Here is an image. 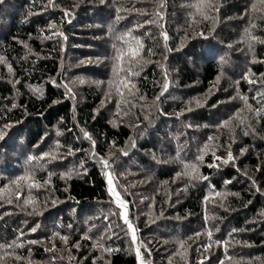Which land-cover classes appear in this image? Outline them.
<instances>
[{"label": "trees", "instance_id": "trees-1", "mask_svg": "<svg viewBox=\"0 0 264 264\" xmlns=\"http://www.w3.org/2000/svg\"><path fill=\"white\" fill-rule=\"evenodd\" d=\"M198 3L0 0V264H137L106 169L145 264H264V0Z\"/></svg>", "mask_w": 264, "mask_h": 264}, {"label": "snow or ice", "instance_id": "snow-or-ice-1", "mask_svg": "<svg viewBox=\"0 0 264 264\" xmlns=\"http://www.w3.org/2000/svg\"><path fill=\"white\" fill-rule=\"evenodd\" d=\"M49 3H52V0H49ZM213 7V0H199V3L196 5V12L197 14H199L200 16H202L204 19H209L210 17L207 15L205 9H212ZM253 10H259L257 9L256 5H253ZM65 15H69L68 12H65ZM157 15H159V13H157ZM52 27H55V25H52ZM252 27L254 28L255 25H252ZM165 43L167 42V33H161ZM54 35H62V33H54ZM246 35L248 37L249 40V47H252V42H260V43H264V40H260L259 37H256L252 34V32L250 30H246ZM143 49V45L140 43V41L138 40H134L132 43L129 44L128 47V51L124 52L123 49L120 50L119 54L116 57L117 60V64L114 66L113 71L115 76L117 77L116 82L113 84L110 82V87H114L116 90V93L118 95L121 96L122 100L124 97V92L121 90L123 89H127L129 94H134L133 89H135V85L131 83V80L128 79V77L134 76V75H138V72L136 71L137 67L141 65L142 61L141 59H138V57H140V52ZM125 57H130V59H128L126 61L127 63V68L122 67L121 64L122 62H125ZM3 60L0 59V63H2ZM9 71L11 72V66H9ZM125 72V78L124 79H120V72ZM244 79L248 80L249 83H255V81H253L252 79H249V76H245ZM169 88V82L167 79V74L165 73V78H164V82L162 84V88H161V92L160 95L156 97L157 100H159L160 96H163L164 93L168 90ZM34 91H39V89H36ZM143 97H141L142 99ZM240 99L245 101V105L248 108L249 111H252L251 107L247 105V98L246 97H240ZM127 103V101H124ZM197 104V106L201 105V102L199 100H197L195 102ZM119 107V105H118ZM189 111H191V108L188 109ZM260 110H257V114L259 113ZM233 119H236L239 121L240 124H243L244 118L241 117L239 114H237L236 117H234ZM230 121H225L221 127H229L230 126ZM7 127V126H5ZM247 134V133H245ZM5 133L3 131H0V139L4 138ZM84 137L86 139H91V137L89 136V134L87 132H84ZM210 140L213 138H209ZM93 146H94V142H93ZM205 151H207V146L205 148ZM125 155H127V153H124ZM213 156H215V153L213 152ZM53 159H55L56 157L53 155L52 156ZM200 159H203V156L200 157ZM216 159H221L219 157H216ZM233 160L232 154L231 152L228 153L227 158L222 160V163L227 164L229 161ZM101 164L107 168L110 167L109 164V160L107 158H102L101 159ZM217 165H209V167H215ZM189 167V171H187L185 174L191 176L193 179H204L207 180V177H200L199 176V172H198V167L193 164L188 166ZM106 176H108V184H109V193L110 195L114 196V203L117 205L118 208L120 209H124L123 211H120L118 213H112L113 215H119L120 217H122L123 219V224L126 226V232L125 234L127 235L128 233L131 234V240L133 242V244H136L137 241V229L134 227L133 223L131 222V220L128 217V213H127V205L126 202L121 198L120 194L118 192H116L115 187L113 185V180L114 177L109 174V173H105ZM62 178L63 175H62ZM70 178V177H69ZM20 181H26L29 182L28 183V187L29 188H33V187H40V183L38 181L36 182H30L32 181V177L31 176H22L19 177L17 181H14L15 184L19 185ZM49 181H45L44 183H48ZM35 203V201L32 200H25V204L27 203ZM34 231V229H33ZM212 233L208 232V236L209 238H211ZM62 240L65 241V243H67V237H61ZM103 239L104 237H101L99 241H97L96 246L101 248L104 251H112V249H108L104 247L103 244ZM31 243H35L34 241H32ZM22 246V245H21ZM142 242L141 244L137 245L135 248V252H136V256H137V260H138V264H143L142 258H141V253H140V248L142 247ZM78 247V245H77ZM185 245L182 243L181 244V248H184ZM209 247H211V245H209ZM207 250V249H206ZM181 255L183 256V253H181ZM221 264H223V261H221Z\"/></svg>", "mask_w": 264, "mask_h": 264}, {"label": "rangeland", "instance_id": "rangeland-1", "mask_svg": "<svg viewBox=\"0 0 264 264\" xmlns=\"http://www.w3.org/2000/svg\"><path fill=\"white\" fill-rule=\"evenodd\" d=\"M88 63V62H87ZM107 97V96H106ZM107 98H109V97H107ZM150 106H151V104H149ZM149 106V107H150ZM114 115V114H113ZM116 116V115H115ZM117 116H119L118 114H117ZM120 117V116H119ZM242 171L243 172H245V173H247V171H246V168L245 169H242ZM109 173V174H111L107 169H106V171H105V173ZM105 177H106V175H105ZM107 178H108V176H107ZM106 178V179H107ZM107 182H108V180H107ZM113 185H114V187H115V182H114V180H113ZM107 189L109 190V184H108V186H107ZM109 192V191H108ZM117 192V191H116ZM110 195V194H109ZM111 197V199H112V201H113V203H114V196H110ZM115 204V203H114ZM115 206L117 207V205L115 204ZM118 208V207H117ZM120 211H122L120 208H118ZM124 210V209H123Z\"/></svg>", "mask_w": 264, "mask_h": 264}, {"label": "water", "instance_id": "water-1", "mask_svg": "<svg viewBox=\"0 0 264 264\" xmlns=\"http://www.w3.org/2000/svg\"><path fill=\"white\" fill-rule=\"evenodd\" d=\"M107 173V172H106ZM106 178H107V176H106ZM107 180H108V178L106 179V183H107V186H108V182H107ZM109 191V190H108ZM110 194V193H109ZM110 196H112V195H110ZM122 211H123V209H121ZM127 213H128V217H129V212H128V208H127ZM131 235V234H130ZM136 246H137V244H134V247L136 248ZM141 253V252H140ZM137 257V256H136ZM141 258H142V261H143V264H145V262H144V260H143V257H142V255H141ZM137 264H138V260H137Z\"/></svg>", "mask_w": 264, "mask_h": 264}]
</instances>
